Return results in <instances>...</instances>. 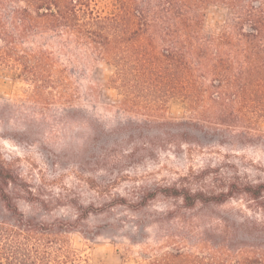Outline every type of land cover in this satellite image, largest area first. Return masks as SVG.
Returning a JSON list of instances; mask_svg holds the SVG:
<instances>
[{"label": "rangeland", "instance_id": "obj_1", "mask_svg": "<svg viewBox=\"0 0 264 264\" xmlns=\"http://www.w3.org/2000/svg\"><path fill=\"white\" fill-rule=\"evenodd\" d=\"M117 3L93 0L92 7L107 14ZM228 14L222 4L208 5L205 29ZM61 35L44 32L22 42L50 55L51 90L34 92L16 70L0 66V163L15 177L18 209L41 221L79 219L81 231L66 234L79 264H139L146 246L239 261L248 255L260 264L264 194L237 191L223 202L190 206L159 188L185 185L207 196L226 189L231 177L264 182V119L254 136L216 142L210 130L174 123L194 114L173 96L158 112L162 123L135 125L129 120L145 116L120 104L109 67Z\"/></svg>", "mask_w": 264, "mask_h": 264}, {"label": "trees", "instance_id": "obj_2", "mask_svg": "<svg viewBox=\"0 0 264 264\" xmlns=\"http://www.w3.org/2000/svg\"><path fill=\"white\" fill-rule=\"evenodd\" d=\"M92 1L0 0V66L16 70L34 92L51 90L50 55L26 50L22 42L44 32L63 34L65 41L89 47L109 67L108 83L119 90L120 104L145 116L129 122L162 123L156 119L160 108L178 96L194 116L174 123L210 130L216 142L256 135L252 130L264 119V0H116L107 14ZM216 3L227 7L228 17L206 30L204 10ZM15 181L0 163V264H79L66 234L81 231V221L24 214L11 196ZM236 182L231 177L226 189L207 196L185 185L159 190L190 206L223 202L237 191L251 198L264 194V182ZM140 258L139 264L255 263L248 255L232 259L179 247L146 246ZM259 262L264 264V253Z\"/></svg>", "mask_w": 264, "mask_h": 264}]
</instances>
